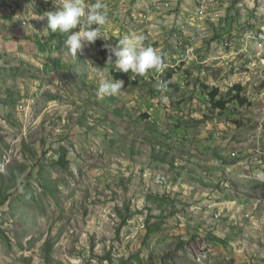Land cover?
Instances as JSON below:
<instances>
[{"label":"rangeland","instance_id":"rangeland-1","mask_svg":"<svg viewBox=\"0 0 264 264\" xmlns=\"http://www.w3.org/2000/svg\"><path fill=\"white\" fill-rule=\"evenodd\" d=\"M102 2L97 42L143 35L165 62L118 96L97 95L118 71L99 43L53 54L38 20L0 7V264H264V0ZM169 70L179 88L160 89ZM201 84L248 103L221 115Z\"/></svg>","mask_w":264,"mask_h":264},{"label":"clouds","instance_id":"clouds-1","mask_svg":"<svg viewBox=\"0 0 264 264\" xmlns=\"http://www.w3.org/2000/svg\"><path fill=\"white\" fill-rule=\"evenodd\" d=\"M53 2L60 6V10L45 13L48 23L44 31L65 34L71 32L65 41V48L72 56L76 57L78 52L82 53L86 46L94 44L97 39H108L107 31L102 29L108 23L107 5L102 0H95L93 3H86L85 0H53ZM204 17H207L205 12L201 19ZM78 27V31H71ZM144 40L143 35L131 33L124 35L115 44L98 42L100 44L98 47L101 53V45L105 46L108 53L107 64L114 60L118 71L128 73L131 70L132 74L147 78L150 73L162 72L165 62L161 52L152 46H145ZM96 75L99 80L97 89L99 97L118 96L122 93L124 89L122 79L109 78L107 69L97 72ZM159 87L166 88L167 84H160Z\"/></svg>","mask_w":264,"mask_h":264},{"label":"trees","instance_id":"trees-1","mask_svg":"<svg viewBox=\"0 0 264 264\" xmlns=\"http://www.w3.org/2000/svg\"><path fill=\"white\" fill-rule=\"evenodd\" d=\"M0 4L6 5L7 2H6V0H0ZM226 21H228V19ZM100 54L102 57H104V59L107 58L108 53H107V49L105 48L104 45H101V53ZM114 73H115V79H117V80L122 79L123 80V82H124V89L123 90H125L131 86L137 87V85L139 84V81L136 80L135 78H132L130 76L131 74L129 72L124 73V72H120V71H114ZM174 77H175V71L174 70L167 71L166 74L164 75V77L162 78L161 82H159L157 84V86H159L160 84L166 83L167 89L179 88V84L174 80ZM201 87H203V90H208L207 102L209 104L213 105L215 110H217L221 115L225 114V112L228 111L227 106L229 104H231V105L236 104L239 107H244L248 103L247 98L244 96L245 89L241 84L236 85L232 89V91L228 94V96L226 98L222 97V94H221V91L219 90V88H216V89H213L212 91H210L209 87L205 84H203V85L201 84ZM163 89H165V88H163ZM152 95H153V92H152ZM145 116H147V114L143 115V117H145ZM149 131L152 132L153 130L150 129ZM67 156H68L67 149L62 148L58 163L64 167H66L69 164L68 160H67ZM159 158L161 159L162 163H165L167 161L166 158L162 155L159 156ZM171 165L173 166V163H171ZM176 179L177 178H175V181H176ZM150 198L156 200L159 203L160 202L168 203V200H167L168 198H166L165 196H159V195L158 196H150ZM119 214H120V217L122 219H125V215L123 213L120 212ZM148 230H149V234H148L147 238L150 237L151 233H152V229L149 228ZM213 239L217 240L218 242H224V240H221L220 238L214 237ZM46 259H47V263L50 264V262H51L50 257L47 256ZM105 259L108 261V264H132L130 261L125 260V259L113 260L110 256V254H108V256H106ZM133 259H135V262H136L135 264H145V263H142V261L139 259L138 256L133 258ZM146 264H157V263L155 262V260L153 258Z\"/></svg>","mask_w":264,"mask_h":264},{"label":"crops","instance_id":"crops-1","mask_svg":"<svg viewBox=\"0 0 264 264\" xmlns=\"http://www.w3.org/2000/svg\"><path fill=\"white\" fill-rule=\"evenodd\" d=\"M85 2L86 3H93V2H95V0H85ZM111 2H114V5L116 3L117 7L119 8V12H121V9L123 7L122 0H111ZM8 3H9V5L12 6V8H13V6L15 8L16 7L18 8L19 13L16 12L17 11V9H16V11L14 13L15 14V17L19 18L18 17V14H21L22 15V13H25L27 15V13H29V15L31 16L29 18L34 19V21L35 20H38V24H36V26H38L39 32L36 33V35H37L36 38H42V37H44L43 40H45L46 44L43 47L44 48H47V51H52L53 54L59 55L58 50H57L58 48H60L59 40L60 39H63L64 37H66L68 35H70L71 32L68 33V34H65V33H52L50 30L49 31H44V30L46 29L47 23H48V21H47V19L45 17V13H47L49 11H52V12L59 11L60 10V6L57 5V4H55L54 2H43V0H34L33 2H30L28 0H14L13 2H7V4ZM0 7H1V4H0ZM128 7L130 8L129 5H128ZM112 11H113V9H111L110 7H108L107 14L108 15L113 14V13H111ZM114 18H116V17H114ZM10 19L11 18H8V17L6 18L5 17L3 20L11 21ZM16 20L17 19L14 18L12 21H15V23L17 25L18 22ZM20 21H21V23H22V21L23 22H26V19H24V20L21 19ZM20 21H19V27H18L19 30L22 31V30L25 29L24 31H26L27 28H28V24H27V26H23V25L20 24ZM22 26L25 27V28L22 29ZM105 27L108 28L107 30L110 33L111 30H109V29H112L113 25L110 24V23H108ZM73 30H79V27L77 29H73ZM27 33H30L31 34L32 32H27ZM61 34H63V36H61L59 38V36ZM18 36L21 37V36H23V34L21 33ZM48 40H51V41H48ZM36 41H37V39H36ZM104 42H107V40L104 41ZM113 42H115V41L113 40Z\"/></svg>","mask_w":264,"mask_h":264},{"label":"built area","instance_id":"built-area-1","mask_svg":"<svg viewBox=\"0 0 264 264\" xmlns=\"http://www.w3.org/2000/svg\"><path fill=\"white\" fill-rule=\"evenodd\" d=\"M206 9V6L203 5L202 8H201V11H200V15L201 16H204V12ZM256 40L258 41V44H260V46L264 47V29L260 30L257 34H256ZM231 155H235V153H232ZM147 177V176H146ZM156 179V183L161 186V187H168V188H171L174 183L176 182H169V181H161V175L159 176H156L155 177ZM173 190H176V188H174Z\"/></svg>","mask_w":264,"mask_h":264}]
</instances>
